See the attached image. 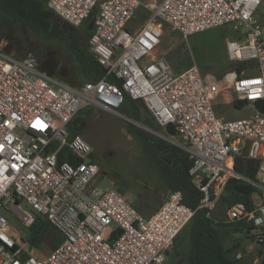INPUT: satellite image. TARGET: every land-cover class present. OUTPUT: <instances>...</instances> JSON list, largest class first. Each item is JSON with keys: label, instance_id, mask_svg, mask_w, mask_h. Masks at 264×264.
<instances>
[{"label": "built area", "instance_id": "2783aa9c", "mask_svg": "<svg viewBox=\"0 0 264 264\" xmlns=\"http://www.w3.org/2000/svg\"><path fill=\"white\" fill-rule=\"evenodd\" d=\"M263 3L162 0L136 28L133 22L146 7L141 0H48L51 11L79 30L97 9L88 46L104 74L80 87L43 72L32 53L15 57L1 41L0 264H167L195 211L174 192L144 217L117 188L98 186L101 168L92 159V146L80 135L70 140L68 132L82 109L120 115L126 97L142 100L161 128L174 129L176 137L165 140L188 154L189 175L203 195L199 208L215 209L230 179L256 188L261 203L253 201L252 209L233 204L225 222L251 223L252 236L264 245V113L255 107L264 103ZM166 26L189 49L191 37L232 26L235 40L224 46L235 64L231 74L219 80L193 57L189 68L174 69L159 55ZM240 63L255 64L257 76L238 77ZM226 81L234 101L253 105L249 118L226 120L217 114ZM64 156L68 159L60 162ZM238 159L259 161L255 180L236 171ZM5 213H19L27 229L35 216L46 218L62 241L40 257L11 234Z\"/></svg>", "mask_w": 264, "mask_h": 264}, {"label": "trees", "instance_id": "16d2710c", "mask_svg": "<svg viewBox=\"0 0 264 264\" xmlns=\"http://www.w3.org/2000/svg\"><path fill=\"white\" fill-rule=\"evenodd\" d=\"M47 1L48 0H0V12L5 15L8 20V33L11 28L20 26L39 41L59 46L64 59L65 57H69L76 63L79 77L83 80L82 85L98 81L103 76L104 70L99 66L94 55L90 52L88 46L90 33L75 29L64 22L48 8ZM94 13H97V9H95ZM1 38L2 36L0 39ZM223 53H215L207 57V59L204 60L203 66L199 64L200 69L204 73H213L215 66L226 64L228 69H230L229 71L217 74V76L214 73L217 79H224L235 67V64L230 63L225 53ZM47 57L48 56L44 54L39 57L41 59L37 57L39 68L48 75L54 76V78L57 75L64 76L65 72L60 70L62 69L61 64L59 66L57 62L47 59ZM45 63L48 64L47 69L51 72L48 73L42 68ZM54 63H56V65H53ZM255 67V64H237L236 74L238 77L249 75L255 70ZM67 81L70 84L75 82V80ZM233 103L234 107L239 110L249 105V103L245 101H234ZM255 107L264 113V103L257 102ZM90 110L89 107L82 109L69 124L68 132L70 140L78 135L83 137L84 132L82 130H84L85 127L84 129L82 128L83 125L79 123L78 116L80 114L87 115L88 119L92 115L90 114ZM118 112L128 120L135 123L138 122L156 133L163 131L167 136L176 137L172 127L161 128L157 124L142 100H133L130 97H126L123 106ZM127 128L131 136L143 145L148 166L158 176L167 193L166 200L170 194L180 192L183 195L184 203L195 211L193 219L189 224L191 250L186 258L187 263L242 264L240 260L230 258V255L239 246L228 248L226 246V240L234 234H244L246 237L254 239L251 235L253 230L252 224L246 221L235 223L216 221L211 216V210L199 208L203 195L194 186L193 180L189 175L192 162L188 154L165 139L147 132L132 123H128ZM66 159L68 158L65 156L60 157V162H64ZM258 165L259 161L238 159L236 162V171L246 178L255 180ZM118 185V190L122 194L125 195L130 192V189L125 184L119 182ZM255 194H258L255 187L241 180L230 179L225 186L221 202L224 203L227 208L236 203H244L248 208L252 209L254 207L253 196ZM18 202L20 203V201ZM161 202L159 196L142 199L140 194L134 193L133 206L146 218L151 217L160 209L161 205H163ZM28 231V236L23 237L21 241L28 245L32 251H41L44 247H48V252L50 253L62 241L59 231L46 218L41 216H35V221ZM260 264H264V255L260 260Z\"/></svg>", "mask_w": 264, "mask_h": 264}, {"label": "rangeland", "instance_id": "374dc122", "mask_svg": "<svg viewBox=\"0 0 264 264\" xmlns=\"http://www.w3.org/2000/svg\"><path fill=\"white\" fill-rule=\"evenodd\" d=\"M141 2L152 8L153 6L159 5L162 0H141ZM150 14L149 8L142 7L133 22L134 26L136 28L142 26ZM6 18L7 17L0 12V37L2 36L0 42H7V49L12 55L15 57H24L32 53L38 58L43 54L47 55V59L57 62L59 66L61 64L62 69L60 70L65 72L64 76H55L56 79L64 81L73 87H79L83 84V80L79 77L76 63L69 57H65L64 59L59 46L39 41L20 26L11 28L8 33L9 27ZM259 20L262 25V37L264 40V3L260 8ZM5 33L8 34L4 35ZM234 35L232 26L210 30L191 37L188 41L189 49L186 48L187 45H184L185 41L166 26L162 46L159 49V55L165 56L173 68L179 71L185 70L191 66L194 61L192 57L198 65L200 64L203 66L204 60H206L207 57L215 53H225V43L227 40H235ZM47 65L48 64L45 63L41 66L49 73L51 71L47 69ZM53 65H56V63ZM229 70L230 69H228V66L225 64L222 66H215L213 73L217 76V74H222ZM252 75L257 76V73L253 72ZM67 80H75V82L70 84ZM223 86H226V91L220 96L218 101L217 114L226 120L249 118L253 114V105L250 104L241 110L236 109L233 103V92L228 88L229 81L224 82ZM89 108L91 109L90 114L92 115L87 119V115L80 114L78 120L79 123L83 125L82 128L84 129L85 127V131L82 130L84 132L83 138L93 148L92 157L94 158L92 159L99 164L101 168V177L99 178L98 186L104 189L114 187L118 189V184L120 182L130 189V192L126 193L125 197L132 205L134 204V193L140 194L142 199L159 196L162 201L161 204H163L166 200L167 193L158 176L148 166L143 145L135 140L128 131V123L134 124L135 122L121 115L106 113L96 107ZM140 125L144 127L147 132L153 133L163 139L167 138V135L163 131L156 133L142 124ZM221 197L216 208L211 210V216L216 221H225L227 219V207L221 202ZM253 201L257 204L261 203L257 194L253 196ZM21 205L24 211L30 210L25 204ZM5 217L8 220L11 234L19 241L23 240V237L28 236L29 231L23 226L19 213H5ZM189 230L190 225L181 232L174 248L168 255V260L176 253L186 260L191 250ZM226 246L228 248L239 246L230 255V258L240 260L242 264H260V260L264 255V245L258 244L255 239L248 238L244 234H234L228 237ZM48 250V247H44L41 251H35V253L41 257L49 254ZM239 255H241V258L238 259ZM185 262L187 263V261Z\"/></svg>", "mask_w": 264, "mask_h": 264}, {"label": "water", "instance_id": "95a60500", "mask_svg": "<svg viewBox=\"0 0 264 264\" xmlns=\"http://www.w3.org/2000/svg\"><path fill=\"white\" fill-rule=\"evenodd\" d=\"M94 25H95V14L92 13L89 17V19H87V21L82 25V30L86 31L88 33H91L94 29ZM135 126L140 127L142 129L145 130L144 127H142L140 125V123L136 122L134 123ZM179 257V254H174L167 262V264H174V262L176 261V259ZM176 264H184V259H180L179 262H177ZM188 264V263H185Z\"/></svg>", "mask_w": 264, "mask_h": 264}, {"label": "flooded vegetation", "instance_id": "af4514ba", "mask_svg": "<svg viewBox=\"0 0 264 264\" xmlns=\"http://www.w3.org/2000/svg\"><path fill=\"white\" fill-rule=\"evenodd\" d=\"M170 258H171V257H170ZM180 259H184V258L180 257V255H179V257L176 259V261L174 262V264H176L177 262H179ZM185 261H186V260L184 259V264L186 263Z\"/></svg>", "mask_w": 264, "mask_h": 264}, {"label": "crops", "instance_id": "0c3cea01", "mask_svg": "<svg viewBox=\"0 0 264 264\" xmlns=\"http://www.w3.org/2000/svg\"><path fill=\"white\" fill-rule=\"evenodd\" d=\"M146 6V8H150L148 5H145ZM228 103H230V102H228Z\"/></svg>", "mask_w": 264, "mask_h": 264}]
</instances>
